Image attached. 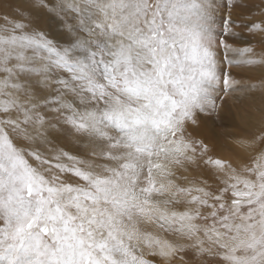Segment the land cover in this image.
<instances>
[{"label":"snow or ice","instance_id":"1","mask_svg":"<svg viewBox=\"0 0 264 264\" xmlns=\"http://www.w3.org/2000/svg\"><path fill=\"white\" fill-rule=\"evenodd\" d=\"M0 264H264V0H0Z\"/></svg>","mask_w":264,"mask_h":264},{"label":"rangeland","instance_id":"2","mask_svg":"<svg viewBox=\"0 0 264 264\" xmlns=\"http://www.w3.org/2000/svg\"><path fill=\"white\" fill-rule=\"evenodd\" d=\"M258 106H259L258 100H254V101H252L251 99L246 101L244 99L242 100L241 95L239 93H237L236 95L224 97V106H223L224 111L222 110L221 117L215 120L213 122L214 124L211 123V127H213L212 132L214 133L216 132L217 133L216 135H218L217 140H214L213 142L216 144L215 146H213L215 156L222 158L225 161L236 160L237 154L234 153L236 151V145L232 137L238 134L240 118L246 109H251L254 112V114L257 116V118H259V112L256 111V108ZM226 110H228L227 115L229 117L232 114V117L235 118V120L233 119L234 121L233 123H230L228 122L227 119H225L224 117L225 115L223 113L226 112ZM231 149L235 151L233 152Z\"/></svg>","mask_w":264,"mask_h":264},{"label":"bare ground","instance_id":"3","mask_svg":"<svg viewBox=\"0 0 264 264\" xmlns=\"http://www.w3.org/2000/svg\"><path fill=\"white\" fill-rule=\"evenodd\" d=\"M53 29H54V26H53ZM241 99L243 100H250V99H245V98H243V97H241ZM258 100V99H257ZM252 101H254V100H252ZM259 101V100H258ZM256 105V104H255ZM248 108V107H247ZM244 110V109H243ZM224 111V110H223ZM224 115H222V116H224L225 117V119H227L228 120V122H230V123H233L234 121H233V119L235 120V118L234 117H232V114H231V116L229 117L227 114H228V110H226V112H224L223 113ZM211 123H213V121H208L206 124H204V125H202L197 131H196V133H195V135H197L198 137H200V138H203L207 143H209V145L210 146H212V148H213V146H215L216 144L215 143H213L214 142V140H217V136L218 135H216L217 133L215 132H212L213 131V127H211ZM229 123V124H230ZM240 123V122H239ZM214 124V123H213ZM216 138H215V137ZM232 150V149H231ZM233 151V150H232ZM235 151V150H234ZM233 151V152H234ZM234 153H236V151L234 152ZM236 158V157H235ZM237 159V158H236Z\"/></svg>","mask_w":264,"mask_h":264}]
</instances>
